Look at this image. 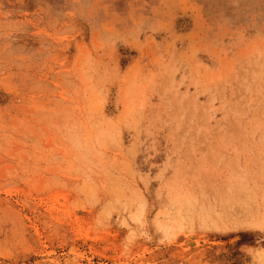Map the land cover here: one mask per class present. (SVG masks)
<instances>
[{
	"label": "rangeland",
	"instance_id": "rangeland-1",
	"mask_svg": "<svg viewBox=\"0 0 264 264\" xmlns=\"http://www.w3.org/2000/svg\"><path fill=\"white\" fill-rule=\"evenodd\" d=\"M0 264H264V0H0Z\"/></svg>",
	"mask_w": 264,
	"mask_h": 264
}]
</instances>
